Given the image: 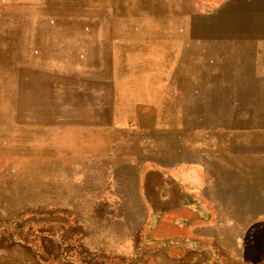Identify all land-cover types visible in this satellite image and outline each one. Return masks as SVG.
<instances>
[{
    "label": "bare ground",
    "instance_id": "bare-ground-1",
    "mask_svg": "<svg viewBox=\"0 0 264 264\" xmlns=\"http://www.w3.org/2000/svg\"><path fill=\"white\" fill-rule=\"evenodd\" d=\"M106 1L109 0H0V173L16 181L19 178L18 193L25 189L21 179L30 178L33 197L43 201L47 199V192L46 184L40 181V172L51 167H61L64 171L66 166L61 156L88 152L87 145L81 143L82 138L87 142L86 139L98 136L107 142L106 136H117L111 143V151L124 149L130 153L127 146L118 147L124 141L140 160L146 159L147 148L166 150L161 146L163 143L183 147L184 152L191 145L200 151L235 153L232 162L229 161L236 163L232 165L238 172L234 176L242 178L245 194L236 187L228 190L224 181L213 176L212 169L219 167L216 163L223 162L206 157L207 180L203 193L219 205V218L243 214L247 208L245 203L238 207V199L246 202L256 197L249 202L255 204L257 211H263L264 79L251 82L248 87L243 83L249 76L264 75V0H241L236 5L239 13L228 20L225 17L216 20L213 25L212 21L208 23L207 38L215 25L224 34L228 30L230 33L205 41L200 52L194 50L200 45L194 40L193 48L181 55L179 49H174L170 57L167 46H159L154 41L146 44L144 32H140L138 39L124 44L115 39L98 45L105 38L86 27L94 24L95 14ZM95 4L99 8L93 7ZM254 26L261 28L252 29ZM139 31H146V22ZM202 50L203 58H200ZM146 53L152 55L156 66L153 70L156 73L149 79L153 89L158 88L162 72L168 71L176 61L174 67L179 73L175 90L180 96L174 106H168L169 97L158 99L152 94L146 95L149 85L146 71L150 70ZM118 86L127 89L125 98L134 95L145 107L139 114L133 111L139 106L135 104L132 111L144 117L136 138L147 137V146H132L133 135L123 127L125 115L121 110L109 109L123 108L114 100L110 105L114 91L119 96ZM146 104L150 109L147 115ZM180 106L189 108L185 114L191 120L193 114V120L200 123L202 129L197 131L201 135L195 129L184 128ZM222 123L229 127L220 128ZM94 126L104 128L97 130ZM150 154L164 162L163 153ZM169 160L178 162L182 156ZM70 168L77 170L79 166L77 162L67 164V169ZM191 173L181 172L185 178ZM133 175L129 180L134 188ZM62 178L55 185L56 197L81 204L72 195L76 185L81 188L77 179ZM133 188L132 194L136 187ZM12 201L0 193V209L10 210ZM176 202L173 199L167 204ZM137 212L143 213L141 207ZM207 231L228 240L224 228L217 226ZM120 242H124L122 237Z\"/></svg>",
    "mask_w": 264,
    "mask_h": 264
},
{
    "label": "rangeland",
    "instance_id": "rangeland-1",
    "mask_svg": "<svg viewBox=\"0 0 264 264\" xmlns=\"http://www.w3.org/2000/svg\"><path fill=\"white\" fill-rule=\"evenodd\" d=\"M240 1L109 0L95 14L94 24L86 28L105 38L98 45L105 41L109 44L115 39L124 44L138 39L140 32H144L146 44L154 41L159 46H167L169 57L174 49H179L181 55L193 48L194 40L200 43L194 50L200 52L205 41L230 33L228 30L224 34V30L218 26L216 29L215 25L207 38L208 23L212 21L213 25L216 20L224 17L228 20L239 13L236 5ZM96 6L93 7L99 8ZM145 22L146 31H139ZM151 56L146 53V65L150 69L146 71L148 84L156 73ZM200 58H203V50ZM175 64L176 61L172 62L169 70L158 77L159 90L150 84L146 86V95L171 98L168 106H174L180 96L175 90L179 73ZM116 91L119 96L114 91L110 105L115 101L123 108L113 106L109 109L112 112L121 110L125 115L123 127L133 135L132 146H147V137L136 138L144 117L133 114V111L139 114L143 111V103L134 95L125 98L127 89L124 86H118ZM180 108L183 109L184 128L189 130L190 127L199 134L200 123L193 120V114L192 120L185 114L189 108ZM149 113L146 104V115ZM116 137L106 136L107 142L98 136L86 139L87 142L82 138L81 143L87 145L88 152L61 156L66 166L64 171L61 167L41 171L40 181L46 184L47 192V199L43 201L33 197L30 178L21 179L25 189L18 193L19 178L16 181L0 173V193L14 203L10 210L0 209V264H264V208L257 211L255 207H246L243 214L236 217L219 218L216 204L203 193L208 151L190 145L184 152L183 147L163 143L161 146L166 150L147 148L146 159L140 160L124 141L118 147L127 146L130 153L124 149L111 151ZM150 152L163 153L164 162L150 157ZM180 156L182 160L178 162L169 160ZM75 162L79 166L77 170L67 169V164ZM183 170L192 172V177H183ZM130 175L135 177L136 189L131 186ZM62 176L77 179L81 188L76 185L72 195L81 204L56 197L55 185L62 181ZM173 199L177 202L167 204ZM140 207L142 214L137 212ZM217 226L226 230L227 241L207 231ZM45 245L50 248L49 252Z\"/></svg>",
    "mask_w": 264,
    "mask_h": 264
},
{
    "label": "crops",
    "instance_id": "crops-1",
    "mask_svg": "<svg viewBox=\"0 0 264 264\" xmlns=\"http://www.w3.org/2000/svg\"><path fill=\"white\" fill-rule=\"evenodd\" d=\"M261 76H264V75H260V74L257 73L254 76L247 77V82L245 81L243 83V86L244 87H248L251 82H254V81L258 82L261 79H264V77H261ZM231 117L234 118L235 116L231 114ZM228 127L229 126L227 124H224V123H222V126H220V128H222V129H227ZM232 155H235V153H230L228 151H219V150L210 149L207 152V157L208 158H212L214 160H218L220 162H223V164L216 163V165L219 166L218 168L212 169V167H210V169H212L214 171L213 172L214 173L213 176L215 175L216 178L224 181L225 185H227V187H228V190H230L231 187H236V188H238V190L242 194H245L246 189L242 188V184H243L242 178H238V177L234 176V174H236L238 172L232 167V165L236 164V163L231 164ZM225 158L228 159V160L224 161ZM228 164H231V165H228ZM238 165H240V163ZM197 172L201 173L200 170H197ZM228 190H227V192H228ZM254 199H256V197H254ZM254 199L252 198V199L246 200V202L241 200V199H238L236 201L237 202L236 205H239L238 207H242L244 205V203H245V207H253V206H255V204L251 205L249 201L250 200L254 201ZM218 206L219 205L216 204L215 208L219 210Z\"/></svg>",
    "mask_w": 264,
    "mask_h": 264
},
{
    "label": "trees",
    "instance_id": "trees-1",
    "mask_svg": "<svg viewBox=\"0 0 264 264\" xmlns=\"http://www.w3.org/2000/svg\"><path fill=\"white\" fill-rule=\"evenodd\" d=\"M43 242H44V244H46V243H47V242H46V239H44ZM50 243H51V242H50ZM45 248H47V252H49V249H50V248L47 247L46 245H45ZM48 248H49V249H48Z\"/></svg>",
    "mask_w": 264,
    "mask_h": 264
}]
</instances>
